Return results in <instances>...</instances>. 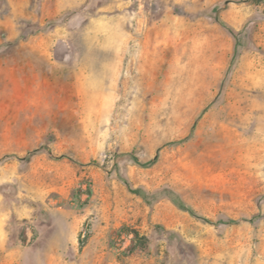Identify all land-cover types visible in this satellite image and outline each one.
<instances>
[{"label": "rangeland", "instance_id": "1", "mask_svg": "<svg viewBox=\"0 0 264 264\" xmlns=\"http://www.w3.org/2000/svg\"><path fill=\"white\" fill-rule=\"evenodd\" d=\"M0 264H264V0H0Z\"/></svg>", "mask_w": 264, "mask_h": 264}, {"label": "trees", "instance_id": "2", "mask_svg": "<svg viewBox=\"0 0 264 264\" xmlns=\"http://www.w3.org/2000/svg\"><path fill=\"white\" fill-rule=\"evenodd\" d=\"M134 192L143 194L144 197H148V194H146L145 192H143L141 189H135ZM83 195H85V198H83ZM92 195H93V189L91 187V184H86V186H84V188L82 190V193H80V192L77 191L74 194V196H75L76 199H78V200H82L83 199L82 201L85 202V203H86V201L89 200V198ZM174 202H175V204L178 207H180L182 209H185V210L192 211L190 208H188L184 204V202L179 197L174 198ZM120 232L126 233L128 235L133 234V237H132V243L133 244H132V246L129 249L131 252H134L135 251V248L137 247V245H142L141 250L145 249V247L148 245V238H147V236H140V234L136 230H131V229L123 226L120 229Z\"/></svg>", "mask_w": 264, "mask_h": 264}]
</instances>
